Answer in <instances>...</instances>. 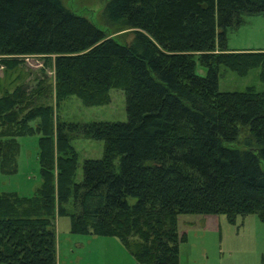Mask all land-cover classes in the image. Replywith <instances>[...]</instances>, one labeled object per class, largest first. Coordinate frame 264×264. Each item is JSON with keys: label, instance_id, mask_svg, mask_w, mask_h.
I'll use <instances>...</instances> for the list:
<instances>
[{"label": "trees", "instance_id": "obj_1", "mask_svg": "<svg viewBox=\"0 0 264 264\" xmlns=\"http://www.w3.org/2000/svg\"><path fill=\"white\" fill-rule=\"evenodd\" d=\"M263 15L264 0H110L102 21L132 34L123 44L61 0H0V57H54L55 69V87L0 96V171L15 174L18 139L39 134L42 179L32 197L0 194V264H57V217L73 234L119 239L138 264H180L184 216L264 223V92L219 90L220 66L259 68L264 82V51H230L227 38ZM115 89L125 123L62 122L48 103L106 106ZM79 137L104 149L77 182Z\"/></svg>", "mask_w": 264, "mask_h": 264}, {"label": "rangeland", "instance_id": "obj_2", "mask_svg": "<svg viewBox=\"0 0 264 264\" xmlns=\"http://www.w3.org/2000/svg\"><path fill=\"white\" fill-rule=\"evenodd\" d=\"M61 1L73 13L89 19L108 37L123 44L132 42V34H115L103 24L102 13L110 0ZM227 38L230 51H264V15L244 16L243 25L230 29ZM12 60L18 64L9 69L4 61ZM197 73L201 76L207 74V69L198 60ZM41 81L55 87L54 57H0V96L20 85L27 86L29 90L34 89ZM248 88L264 92L259 68L241 76L220 66L221 92H244ZM48 103L54 108L55 119L62 122L85 124L128 121L126 97L122 90H112L111 103L106 106L87 107L75 96L57 104L54 94ZM36 124L33 122L32 126ZM39 139V134L18 139L20 152L17 172L6 175L0 171V194L18 193L22 197L36 194L42 184ZM73 146L79 154L76 178L79 182L82 179L83 162L100 159L104 144L79 137L73 141ZM238 147L242 148V145ZM54 227L57 264H138L117 238L73 234L70 217H57ZM179 230L188 234V241L180 247V264H264V223L255 215L239 217L236 223H230L226 216H220L215 223H207L199 216H184L179 219Z\"/></svg>", "mask_w": 264, "mask_h": 264}]
</instances>
